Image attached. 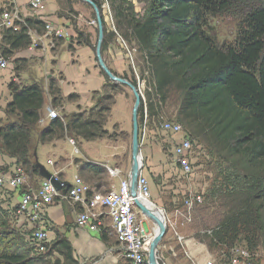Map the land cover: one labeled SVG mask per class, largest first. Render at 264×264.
<instances>
[{
	"label": "trees",
	"instance_id": "16d2710c",
	"mask_svg": "<svg viewBox=\"0 0 264 264\" xmlns=\"http://www.w3.org/2000/svg\"><path fill=\"white\" fill-rule=\"evenodd\" d=\"M93 1L102 11L103 0ZM119 1L117 4V0H112V3L118 27L125 31L121 36L124 40L135 41L150 74L146 98L151 120L159 121L165 104L176 95L179 101L176 117L187 134L191 139L205 141L208 148L222 158L219 174L223 175V182L211 193L223 201L216 203L217 199H211L210 195L206 206L198 208L195 204L192 209V213L193 210L201 212L216 203L217 222L211 229H205L212 231L204 237L208 247L216 249L221 257L242 243L260 244V236L264 235V7L247 15L245 28L239 32L235 44L226 46L220 45L206 27L208 17L225 10L231 0H151L143 18L127 0ZM103 16L102 55L108 50L114 34L108 30L110 24ZM35 18L27 20L33 25H45ZM74 31L82 38L84 33L77 26ZM7 32L6 41L11 42L12 49L28 46L31 42L23 30ZM62 40V37L57 38L55 48ZM82 40L95 50L89 37ZM123 43L127 46L125 41ZM72 46L71 40L70 50ZM111 70L137 86L135 74L130 77L128 72L121 75ZM101 72L109 78L102 69ZM111 86L112 92L105 98L110 102L107 106L97 105V113H90L89 117L74 112L66 123L59 118L51 120L40 126L37 142L58 136L59 130L87 141L105 137L116 139L106 127L107 114L116 102L119 89L116 83ZM9 88L12 100L7 105V113L15 115L16 120L5 126L0 122V150L36 172L31 131L37 128L41 117L44 90L38 83L18 86L10 82ZM48 89L53 103H59L60 89L53 77L49 79ZM78 97V93L68 95L69 100ZM143 104L141 99L140 120ZM117 126L115 124L114 128ZM180 202L181 199L177 204L167 201L166 206L172 208L174 204L186 210L184 199L179 206ZM4 223H0L2 227H8V223ZM10 233L0 236V264H76L72 246L64 237L52 244L46 253L34 250L39 255L30 257L23 248V234L20 232L22 239H15ZM56 251L63 259L54 257ZM222 262L228 261L222 259Z\"/></svg>",
	"mask_w": 264,
	"mask_h": 264
},
{
	"label": "rangeland",
	"instance_id": "374dc122",
	"mask_svg": "<svg viewBox=\"0 0 264 264\" xmlns=\"http://www.w3.org/2000/svg\"><path fill=\"white\" fill-rule=\"evenodd\" d=\"M52 1H55V3L58 4V11H55L53 15L56 16V20H59L58 16H60V20L62 22L60 21V23H55V21L52 20L47 21L53 23L50 26L56 31L50 30L48 33V30L45 28L46 25H33L29 23L27 19L30 18L24 16L17 7L6 8V10L17 9L21 17L24 18L26 25L22 24V26H19V28L15 30L2 25L3 21H0V57H3L6 60L7 66L6 68L0 69V122L4 126L16 120L15 115L7 113V111H9L7 105L12 100V92L9 88L10 82H14L18 86L30 85L32 82L41 85L44 89L45 96L43 108H45V110L48 107L57 108L55 110L58 111L61 116L59 119L65 120L63 121L65 123L66 119L74 112L84 113L85 117H89L90 113H97L99 109L97 108V105L105 107L110 103L105 98L112 92L111 84L116 82L111 81L109 78L106 79L104 85H102L100 89L91 92L90 97L86 102L77 104L80 100V95L77 99L69 100L68 95L76 92L64 95V92H62L60 87L59 103H53V98L52 96L50 97V92L47 88L48 80L44 81L45 79L55 77L54 79H56L57 84H60V80L64 79L62 73H65L71 81L70 85L74 86L72 88H75V90L80 93H83L89 88L95 86L94 77L87 73L91 60L88 55V49L86 47H81L77 51V47L85 46V42L82 39H84L87 35V37H89L92 41V44L95 45L96 49L98 42V23L96 19V12L93 7L81 0H40L37 13L33 12L32 14L45 23V21L41 18V13H46L48 3ZM119 2L120 1L117 0V4ZM127 2L133 6L135 13H137L140 18L145 17L147 10L149 9V5L151 4V0H127ZM41 5H43V7L45 6L43 10L40 8ZM113 6L112 0L102 2L101 6V13L104 15L103 17H105V21L107 20V24H110V26L107 25V28L110 32L114 33L110 43L112 44V54L105 51L103 55L106 57L107 61L110 62V64L113 61H117L120 67L125 68L124 72H128L130 77H133V74H135L137 83L139 80L141 83L144 82L142 80H145L146 84H144L147 87H150V74L147 71V67L143 65L141 52L133 39L124 40L121 36L125 31L123 32V30L118 27V18H116ZM260 7H264V0H231L230 5L225 10L214 16L208 17V26L206 27V30L220 45H233L235 44L239 32L245 28L244 19L251 11ZM3 11L4 10L0 11V15ZM69 17H71V19ZM75 26H77V28L84 33L82 38L77 37L78 35L74 31ZM39 28L41 31H39ZM22 30L30 37V44L28 46L25 45L12 49L11 42L6 41V36L8 35V32L6 34V31L18 33ZM113 30L116 32H113ZM73 31L74 33L72 36L71 33ZM61 37L63 40L60 45L55 48L57 38ZM71 40L73 43L71 48L72 51L69 47ZM122 40L126 42L128 48ZM90 48L92 49V47ZM24 50L27 51L26 55L23 53ZM76 51L78 56L76 55ZM33 52L39 53V57L35 56ZM75 59H77L78 62L74 64L73 61ZM95 62L97 63V60H95ZM144 70L145 72L142 76L141 72ZM34 73H36V76L34 79H31ZM123 73L120 72L119 74L122 75ZM59 84L58 87L60 86ZM116 84L119 86V89L116 91V102L113 104L110 113L107 114L109 117L106 124L109 133H113L116 136V139L105 137L87 141L74 134L70 136L67 131L59 130L58 136L52 137L50 140H45L43 143L37 142L40 126L42 127L38 121L37 128L31 131L35 153L34 166L37 171L33 172L30 168H28V166L24 165L23 162L18 164L16 158L9 156V154L3 150H0V165L6 163L9 167L22 168L25 177V185L23 187L27 188V183H33L38 187L42 182L43 177L40 176L39 168L36 166V164L40 162L50 172H52L57 179L67 182L66 184L63 183L61 185V188H65L71 185L69 181L61 179V177H65L68 172V163L72 166L80 163L81 161L88 162L89 165H92L90 162L95 163L93 160L88 159V157L81 156L80 159L68 157L78 156V149L80 151L79 154L83 155L80 148L82 147L86 153L95 158V161L101 162V158H103V156L111 154L115 151L112 146L116 145L118 146L117 151H119V154L115 156L116 165L123 169V172H126V170L130 171L132 165V108L135 97L129 86L122 83ZM86 99L87 96L82 94L81 100L84 101ZM69 102H75V104L73 105L70 103V105H68ZM67 106H69V109ZM178 107L179 101L177 96L174 95L165 104L160 120L178 122L179 119L176 117ZM43 108L41 110V117H46L47 110H44V112ZM70 108L74 111L70 112ZM104 114H106V112H104ZM138 121L140 126L139 140L142 162L145 165L146 169H144V172L146 173L150 183L152 195L151 203L153 206L156 205L164 210V202L171 201L174 202V204H177L180 199L182 202L183 199H186V197H192L194 195L202 196L203 202L197 204L198 208L206 206V201L208 202L210 195L211 199H217L216 203H218V201H223L221 198H215L211 193L213 189L223 182V175L219 174V170L221 168L219 165L222 163V158L218 156L214 150L208 148L209 146L205 141L192 138L193 148L191 151L193 160L195 161L194 173L193 175H185L180 172L178 168H176L175 158L173 155L174 146L177 142H179L178 133L173 136L172 133L164 131L159 122L150 120L149 136L144 142H142L143 139L140 135V130L143 129V124L141 125L142 119L140 120V117H138ZM178 123L181 124L180 121ZM115 124L118 126L114 128ZM181 125L185 127L183 123ZM82 141L83 144L81 146ZM109 143L112 145L111 148H109ZM41 145H45L46 147L43 152L39 153V147ZM48 149H51L54 152L49 151ZM49 160H52L54 164L52 165V163H49ZM54 168L62 170V175H60L61 177L57 172H54ZM76 176L80 177L79 175ZM88 176L91 178V184H93L94 181L99 182L103 179V174L94 167L88 169ZM77 177H74L72 181H74ZM116 180H118L117 177ZM13 193L14 192L10 190L8 186L0 188V195H6L8 197V202L10 201V205H4V202H0V204H3L4 206H0V223L2 224L3 221L5 222L4 224L8 223V227H2L0 224V236H3L4 233L11 232L10 235L13 238L22 239V233L24 236V239H22V242L24 243V250L29 253L30 257H37L36 255L39 254L34 252V246L28 236L32 231L36 230L40 224L32 223L26 219L24 220L23 218H20L19 223L16 224L13 212H15L17 206H14ZM206 195L208 199L207 197L205 198ZM181 202L179 203V206L182 204ZM215 206H208L209 208L203 209L201 212H194L193 216L200 218L202 222L201 225H197L199 229H207V227L210 228L216 224V220L219 217V211ZM138 212L139 217H142L143 214L139 208ZM154 227L155 225L153 226L152 224V227L149 229L152 236L155 234ZM201 234L204 236L203 233ZM260 241L261 243L258 245H252V243H242L237 245V247L248 249L250 251V259L254 264H264V235L260 236ZM228 252H222L223 254L221 256V260L224 259L228 261L227 264L231 258L234 257L231 249ZM214 253L218 255L216 249L214 250ZM54 257L56 258L55 255ZM50 264L53 263L51 262ZM215 264H219L218 259L215 261Z\"/></svg>",
	"mask_w": 264,
	"mask_h": 264
},
{
	"label": "built area",
	"instance_id": "2783aa9c",
	"mask_svg": "<svg viewBox=\"0 0 264 264\" xmlns=\"http://www.w3.org/2000/svg\"><path fill=\"white\" fill-rule=\"evenodd\" d=\"M105 1L107 0H103V2ZM39 3L40 0L30 1V6L34 13H37ZM40 8L43 10L45 6L43 7V5H41ZM42 14L43 13H41V15ZM41 18L44 20L45 16ZM1 20L3 21L2 25L15 30H17L19 26H22V24L26 25L24 18L21 17L17 9L4 10L0 15V21ZM52 24V22L45 21V28L48 30V33L50 30H55L51 28L50 25ZM6 67V60L0 57V69ZM142 81L144 82L141 83L140 80L138 81L137 87L141 99L144 102L141 122V125L143 124V129L140 130V135L143 139L142 142H144L149 136V123L151 117L146 98V91L150 90V88L148 89L145 85V80ZM55 109L57 108L48 107L47 116L41 117L39 119V124L43 126L48 124L51 120L61 117ZM157 122L160 123L164 131L172 133L173 136L178 133L179 142H177L173 150L176 168L185 175H193L195 161L193 160L191 151L193 148L191 137L178 122L170 120H159ZM48 162L53 164L52 160ZM144 169L145 165H143L137 178V197L143 201L151 202L152 195L150 183ZM108 170L113 177H118L121 173L118 168L108 167ZM24 185L25 177L22 168L9 167L6 163L0 165V188L8 186L10 190L17 193L20 197L16 210L13 212L16 224L19 223L20 218L40 224V226L28 236L37 253H46L50 250L52 244L49 242L48 231L44 225V209L46 206L52 205L56 200H59L68 202L69 204L81 205L82 210L77 215L76 223L90 230L98 231L100 229L102 225L101 218L104 213L110 216L117 241L125 256L126 262L124 264H146L149 245L153 236L143 229L138 218V207L135 204V197L131 191L129 176L120 179L118 187L112 186L107 192L92 191L90 185L81 177H77L72 181L71 185L67 186L68 189L62 187L58 190L50 180L45 178H43L36 189H25L23 187ZM0 202L2 203L1 200ZM202 202L201 195L186 197V199H184L186 210L182 215L188 221H191L194 205ZM1 205L3 206V204ZM207 232L210 234L212 231L208 230ZM231 251L234 256L230 260L231 264H254L250 259V251L248 249L235 246L231 248ZM206 264L215 263L207 262Z\"/></svg>",
	"mask_w": 264,
	"mask_h": 264
},
{
	"label": "crops",
	"instance_id": "0c3cea01",
	"mask_svg": "<svg viewBox=\"0 0 264 264\" xmlns=\"http://www.w3.org/2000/svg\"><path fill=\"white\" fill-rule=\"evenodd\" d=\"M30 1L31 0H0V11L6 10V8H10V7L11 8L17 7L24 16L30 19H36L35 16L32 14L33 11L30 8ZM55 11L56 12L58 11V4H56L55 1L49 2L46 13L45 14L43 13L41 17L45 16L44 21L52 20L55 21V23L56 22L60 23L61 21L60 16H58L59 20H56L57 19L56 16L53 15ZM73 33L74 31L71 33L72 36ZM81 47H86L88 49L89 52L88 55L91 58V60L89 63V68L87 69V73L89 75H92V77H94L95 86L93 87H97V88L92 87L89 88L87 91L80 93L76 91L75 88H72L74 86L70 85L71 81L69 80L68 76H66L65 73L64 74L62 73L64 79L60 80V84L58 83L60 85L59 88L61 87L62 92H64V95L69 94L71 92H76L80 95V100L77 104L86 102L89 99L91 92L100 89V87L104 85L106 81L104 74L101 72V69L98 66V62L97 63L95 62V60H97L95 50L92 48L93 49L92 51V49L90 48L91 46L85 45V46H78L77 51ZM111 48H112V44H110L107 50L109 54L110 53L112 54ZM77 51H76V55H77ZM23 53L24 55H26L27 51L24 50ZM33 54L39 57V53L33 52ZM104 60L110 69H113L119 73L124 72L125 68L120 67L117 61H113L110 64V62L107 61L105 56H104ZM76 62H78L77 59L73 61L74 64ZM33 76L31 79L35 78L36 73H34ZM46 80H48L49 82V79H45L44 81ZM48 82H47V88H48ZM31 84H33V82ZM82 94H85L87 96V99L84 101L81 100ZM70 103H72L73 105L75 104V102H69L68 105H70ZM67 107L69 109V106ZM44 110L45 108H43V111ZM72 111L74 110L70 108V112ZM82 144L83 141L81 143V146ZM111 146L112 145L109 143V148H111ZM45 147H46L45 145H41L39 147V153L43 152ZM112 147L115 151L111 154H107L103 156V158H101V162L95 161V158H93L90 154L86 153L85 150L82 147H80L83 155L79 154L80 151L78 149L77 152L78 156H73L68 158L80 159L81 156L88 157V159L93 160L95 163L90 162V164L92 165H89L88 162L81 161L80 163L75 164L73 166L70 163H68L67 164L68 172L65 175V177L60 176L62 175V170L60 169L54 168V172H57L58 175L61 177V179L67 180L69 181V183H71V181L76 175H79L88 185H90L92 191L96 190L101 192H107L109 189L112 188V186L118 187L120 179L124 178L125 176L126 177L129 176L131 171L130 169V171L126 170V172L125 171L123 172V169H121L119 166L116 165L115 156L119 154V151H117L118 146L113 145ZM48 150L54 152L51 149ZM93 167L103 174L102 177L103 179L101 178L102 181L99 182L94 181V183L91 184L90 182L92 181L91 178L88 176V169ZM108 167L118 168L120 170L121 173L117 177L118 180H116V177L110 175ZM27 184H28L27 187L28 189H35L37 187L33 183H27ZM19 199H20L19 195H17V193L14 192L13 201L15 207L19 203ZM0 200L4 202V205L7 204L10 205V201L8 202V197L6 195H0ZM175 206L176 205L173 204V207L170 208L168 205L166 206V202L163 203V207L165 208L164 213L166 217L167 232L163 237V239L161 240L160 245L158 247V252H159L158 256L160 258L161 263L162 264H206L207 262L215 263V261L218 259L219 264H227V263H223L221 260L222 257L216 255L214 253V250H210V248L208 247L206 241L204 240V237L205 234H209V233L206 232L205 229L202 228L199 229L197 227V225H201V221L200 218L193 216L195 211L193 210L192 220L188 221L182 215L183 213H185V209L178 208L177 206L176 207ZM81 210L82 207L79 204H69L68 202H62L59 200H56L52 205L46 206L44 209L45 212L44 225L46 226L48 231L49 242L51 244H54L61 237L67 239L72 246V257L76 262V264H124L126 262L125 256L122 248L120 247L117 241L116 233L113 227V223L110 219V216L104 213V215L101 218L102 225L100 226V229L98 231H94L86 227H81L76 223L77 215ZM138 218L141 222L143 229L146 232L151 233L149 229L152 227V224L154 226L155 223L149 218L145 217L144 215ZM155 228L156 225L154 227V232H155ZM201 233H203L204 236ZM54 255L56 256V258L59 257L63 259V256L59 252H55ZM146 263L148 264V261ZM230 263L231 261H229L228 264Z\"/></svg>",
	"mask_w": 264,
	"mask_h": 264
},
{
	"label": "water",
	"instance_id": "95a60500",
	"mask_svg": "<svg viewBox=\"0 0 264 264\" xmlns=\"http://www.w3.org/2000/svg\"><path fill=\"white\" fill-rule=\"evenodd\" d=\"M93 7V9L96 12V19L98 23V42L96 45V58L98 62V66L100 69L104 71V73L109 77L110 80L116 83H122L126 84L127 86L130 87V89L133 92V95L135 97L134 105L132 108V153H131V171L129 174V179H130V184H131V191L133 196L135 197V204L141 211V213L152 220L155 225L157 226V231H155V234L153 235L150 245H149V250H148V264H162L160 262V258L158 256V247L160 245L161 240L165 236L167 232V224H166V217L164 210L161 208L157 207L159 211L163 212V215L160 216L158 215L155 211H153L148 204H146L143 200L139 199L137 197V178L138 175L143 167V162H142V156H141V149H140V140H139V121H138V116H139V109L141 105V95L138 90V87L134 85L131 81L128 79L118 76L115 73L112 72V70L109 68L107 63L104 60V57L102 55V43L104 39V25L102 21V15H101V10L98 7V5L93 1V0H81ZM36 166L39 168V174L45 179H48L54 184L56 189L60 190L61 185L64 183L66 184L67 182L59 180L56 178V176L50 172L43 164L38 162Z\"/></svg>",
	"mask_w": 264,
	"mask_h": 264
},
{
	"label": "bare ground",
	"instance_id": "6f19581e",
	"mask_svg": "<svg viewBox=\"0 0 264 264\" xmlns=\"http://www.w3.org/2000/svg\"><path fill=\"white\" fill-rule=\"evenodd\" d=\"M64 189H68V187H65ZM146 204H148V206L153 210L155 211L158 215L162 216L163 215V212L159 211L158 208H156L155 206H153V204L151 202H148V201H144ZM157 227V226H156ZM155 231H157V228L155 229ZM41 254V253H40ZM43 254V253H42ZM50 254V253H49ZM49 254H46L49 255ZM52 254V253H51ZM45 255V254H44ZM53 255V254H52Z\"/></svg>",
	"mask_w": 264,
	"mask_h": 264
}]
</instances>
